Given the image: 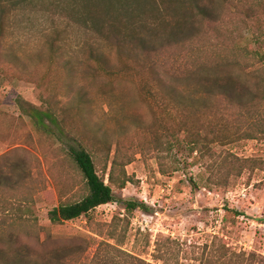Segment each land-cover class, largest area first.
Masks as SVG:
<instances>
[{
  "label": "rangeland",
  "instance_id": "obj_1",
  "mask_svg": "<svg viewBox=\"0 0 264 264\" xmlns=\"http://www.w3.org/2000/svg\"><path fill=\"white\" fill-rule=\"evenodd\" d=\"M54 27L62 30L64 25L45 15V1L4 7L0 19V171L14 172L13 180L21 185L2 190L0 201L29 210L18 224L4 223L3 228L12 226L19 242L0 244V264H14L18 258L97 264L98 255L106 253L104 246L97 252L99 244H117L108 235L113 221L120 232L127 223L123 249L148 264H211L224 248L229 255L222 264H245L236 257L241 254H254L253 264H264V134L245 136L247 114L196 94L185 112L203 147L193 153L184 143L174 148L162 159L167 171L162 174L152 142L157 134L177 133L179 112L164 111L155 81L147 71H135L141 67L129 73L121 66L111 75L100 72L93 61L100 54L115 66L109 46L76 29L60 34V56L52 57ZM226 40L228 48H257L250 35ZM203 41L204 61L232 55L210 33ZM52 107L60 114L63 134L48 120L37 125L28 113ZM260 109L264 124V105ZM76 141L98 155L107 145L113 155L118 145L120 163L130 159L124 166L130 182L113 189L115 201L52 226V208L86 195L82 177L66 155L67 146ZM127 202L146 209L128 212ZM2 209L0 204L1 223L7 215ZM155 244L169 247L160 261L154 259L160 255Z\"/></svg>",
  "mask_w": 264,
  "mask_h": 264
},
{
  "label": "trees",
  "instance_id": "obj_2",
  "mask_svg": "<svg viewBox=\"0 0 264 264\" xmlns=\"http://www.w3.org/2000/svg\"><path fill=\"white\" fill-rule=\"evenodd\" d=\"M42 1H45V15L64 25L62 30L53 28L54 35L49 42L52 57L60 56V34L66 29H76L109 46L115 66H110L108 56L100 54L93 60L100 72L111 75L116 67L121 66L129 73L134 71V67H141L142 70L135 71H147L150 81H155L156 92L160 96L158 101L164 111L175 108L179 112V122L174 130L177 133L157 134L152 142L160 173H167L162 159H168L174 148L184 143L188 152L193 153L203 147L200 133L188 127L185 112L191 108L196 94L223 100L246 113L250 128L248 124L244 134L249 139L257 137V133L264 134L260 109L264 105V52L261 51L264 41V0H0V19L4 7L23 8ZM208 33L232 55L202 60L201 53L205 50L203 40ZM247 35L257 46L255 50L228 48L226 39H244ZM156 67L159 71L156 69L155 72ZM247 69L252 70L246 72ZM142 87L145 85L142 84ZM192 88L196 93L192 92ZM28 113L37 125H44L45 119L61 134L64 133L58 120L60 114L54 107L43 112L32 109ZM76 143V146H67L66 155L82 177L86 195L73 203L52 208L48 212L52 226L86 217L97 207L115 201L113 189L122 190L130 182L124 169L130 159L120 163L123 154L118 145L113 155L109 145L102 151L103 154L98 155V151L91 152L82 143ZM98 165L101 176L98 175ZM13 178L14 172L9 175L0 171V192L21 187ZM0 204L2 214H7L4 222H0V244H18L19 235L11 231L12 226L3 228V225L6 221L18 224L29 214V210L22 206L13 208L1 201ZM125 208L128 212L146 209L135 202H127ZM224 210L237 214L229 209ZM109 228L108 235L117 244H99L97 252L104 246L106 253L104 251L103 256L98 255L97 264H148L123 249L127 223L124 226L126 229L121 232L115 221ZM155 249L160 254L154 255L157 261L169 252L168 246L160 249L159 244H155ZM217 253L219 257L211 264H222L229 255L225 248L224 252ZM236 257L245 264H253L255 259L254 254L246 258L244 254ZM56 259L59 263L60 259ZM13 263L44 264L26 262L20 258Z\"/></svg>",
  "mask_w": 264,
  "mask_h": 264
}]
</instances>
